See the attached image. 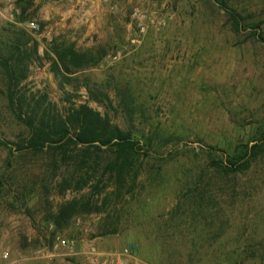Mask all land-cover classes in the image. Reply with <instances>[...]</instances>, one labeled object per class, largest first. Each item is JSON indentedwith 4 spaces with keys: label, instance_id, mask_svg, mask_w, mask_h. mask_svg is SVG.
<instances>
[{
    "label": "rangeland",
    "instance_id": "rangeland-1",
    "mask_svg": "<svg viewBox=\"0 0 264 264\" xmlns=\"http://www.w3.org/2000/svg\"><path fill=\"white\" fill-rule=\"evenodd\" d=\"M225 1L239 31L214 0H31L23 14L0 0V264H87L90 246L149 264H264V149L224 168L264 133V0ZM55 38L106 55L61 88ZM81 104L139 150L19 148ZM55 234L80 253L52 252Z\"/></svg>",
    "mask_w": 264,
    "mask_h": 264
},
{
    "label": "trees",
    "instance_id": "trees-1",
    "mask_svg": "<svg viewBox=\"0 0 264 264\" xmlns=\"http://www.w3.org/2000/svg\"><path fill=\"white\" fill-rule=\"evenodd\" d=\"M25 1L26 5H20ZM223 7L230 18L234 30L239 31L242 26L240 15L230 8L225 0H214ZM17 6L20 13H26L28 7L31 6V0H17ZM53 44V56L51 60V71L53 76L59 79V85L63 88V84L70 82L71 74L76 73L84 68L95 66L106 55L103 46L87 47L80 49L75 45L74 41L56 42V38L51 41ZM37 50L36 45L34 46ZM10 80L13 82L14 76L12 70L8 69ZM9 95L14 99V93L9 88ZM96 100V98H93ZM68 114L59 121V127L54 133H45L41 130L39 133L32 134L25 139V143L19 148H42L46 143H56L67 138L76 143L82 144H100V145H116L121 151L130 150L135 152L139 150L138 141L132 139V134L122 130L118 125L110 123L108 118H104L98 111L93 110L87 105L81 104L77 108L68 109ZM241 150H234V154L228 156L224 168L231 171L244 170L248 168L250 159L258 155L264 149V133L260 135L258 141L251 145L244 144ZM221 166L220 163H215ZM63 209L55 215V218L62 217Z\"/></svg>",
    "mask_w": 264,
    "mask_h": 264
},
{
    "label": "built area",
    "instance_id": "built-area-1",
    "mask_svg": "<svg viewBox=\"0 0 264 264\" xmlns=\"http://www.w3.org/2000/svg\"><path fill=\"white\" fill-rule=\"evenodd\" d=\"M34 26L33 24H31ZM52 252L63 257H73L80 253L76 240L55 234L52 242ZM87 264H149L138 258L130 247L120 250L105 251L90 246L85 252ZM6 256V254H5Z\"/></svg>",
    "mask_w": 264,
    "mask_h": 264
}]
</instances>
